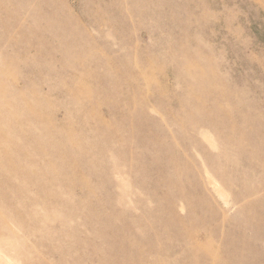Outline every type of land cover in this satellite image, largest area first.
<instances>
[{"label":"rangeland","instance_id":"rangeland-1","mask_svg":"<svg viewBox=\"0 0 264 264\" xmlns=\"http://www.w3.org/2000/svg\"><path fill=\"white\" fill-rule=\"evenodd\" d=\"M0 264H264V0H0Z\"/></svg>","mask_w":264,"mask_h":264}]
</instances>
